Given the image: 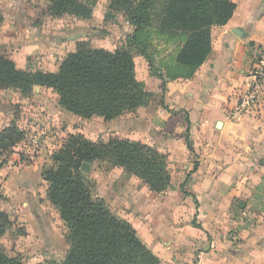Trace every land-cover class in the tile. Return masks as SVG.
I'll return each instance as SVG.
<instances>
[{
  "label": "crops",
  "instance_id": "1",
  "mask_svg": "<svg viewBox=\"0 0 264 264\" xmlns=\"http://www.w3.org/2000/svg\"><path fill=\"white\" fill-rule=\"evenodd\" d=\"M231 1L236 7L230 19L211 28L212 50L205 62L192 77L166 83L163 99L168 110L161 106L159 82L151 76L142 80L154 93L153 101L109 121L84 119L64 110L51 88L35 86L30 96L36 102L31 106L36 118L58 120L64 135L80 132L96 140L101 133H114L167 155L169 168L175 170L170 172V186L160 193L150 191L120 167L104 163L107 167L100 171L94 162L89 167L97 176V196L131 223L160 264H264V213L255 215L247 209L239 213L234 204L236 198L247 199L264 176V90L258 107L234 116L238 95L250 79L253 56L257 49H264V0ZM35 10L29 0H0V37L10 40L20 28L29 30L30 25L38 39L46 37L49 26L34 24ZM39 10L40 17L44 8ZM42 19L55 21L47 16ZM28 42L22 39L18 44ZM22 49L20 54L25 55L24 45ZM16 51L8 52V58L18 68H28L24 57V63L18 65ZM64 55L53 65L46 62L49 52H44L42 66L39 62L37 68L55 71ZM4 110L0 108V130L12 120L21 130L26 127L25 120L20 121L22 111ZM187 127L193 152L185 139ZM88 130L96 137L88 136ZM43 151L35 150L27 161L19 154L11 161L15 151L0 167V211L32 209L33 215L42 218L50 206L59 218L46 198ZM185 178L197 210L192 196L179 189ZM243 218L252 220L249 226H244ZM194 219L199 227L192 224Z\"/></svg>",
  "mask_w": 264,
  "mask_h": 264
},
{
  "label": "trees",
  "instance_id": "2",
  "mask_svg": "<svg viewBox=\"0 0 264 264\" xmlns=\"http://www.w3.org/2000/svg\"><path fill=\"white\" fill-rule=\"evenodd\" d=\"M109 7L122 13L132 28L115 49L76 41L55 71L21 69L12 59L0 56V90L13 89L28 98L35 86L51 88L64 110L84 119L101 117L109 121L147 106L154 99V93L136 77L134 54L138 53L146 61L149 75L159 82L156 85L160 104L168 110L163 99L166 83L194 75L211 53V27L226 24L236 5L231 0H109ZM42 16L88 20L92 10L82 0H46ZM154 38L173 45L160 66L154 64L153 54L158 52ZM186 121L189 123L187 117ZM65 136L60 147L51 153V164L43 168L42 176L46 198L66 228L69 247L59 262L33 264H160L131 223L93 194L88 173L80 167L84 162L90 165L95 161L120 167L150 191L160 193L167 190L171 181L166 154L114 133H101L96 140L80 132ZM23 138L24 131L15 121L3 126L0 167ZM185 139L193 152L189 127ZM18 154L24 159L23 153ZM187 179L179 182V189L192 196L197 210L195 196L185 187ZM234 204L239 213L245 209L255 215L264 213V176L252 187L247 199L236 198ZM243 219L244 226H249L252 220ZM192 224L200 226L195 219ZM9 225L8 214L0 211V237ZM0 264L25 263L0 251Z\"/></svg>",
  "mask_w": 264,
  "mask_h": 264
},
{
  "label": "rangeland",
  "instance_id": "3",
  "mask_svg": "<svg viewBox=\"0 0 264 264\" xmlns=\"http://www.w3.org/2000/svg\"><path fill=\"white\" fill-rule=\"evenodd\" d=\"M82 1L91 6L92 16L90 19L81 20L72 16H64L59 19H54L55 21L50 20L51 22L49 23L48 20L42 19V15L39 17V9L45 8L46 0H33V2L29 0L30 4L36 8L32 20L34 24L49 26L45 31L47 36L43 37L42 40L38 39L35 32L31 29V27H33L32 25L28 28L29 30L20 28L17 31V36H15L17 39L14 37L10 40H6L4 37H0V56L8 57V52L17 50L16 53L18 57H15L18 65L24 63V57L28 68L38 69L37 64L39 66V62L42 66L41 58L44 56V52H49L46 62H51L54 65V63L58 62V57L60 55L66 54L75 46L76 41H85L92 47L102 46L107 49H115L124 41L125 35L132 29L131 26L128 25L125 17L122 13L110 9L109 0ZM44 21L47 22V24H44ZM22 39H27L29 41L27 45L24 43L21 45L18 44ZM14 44L18 46L16 47ZM153 44L158 50V52L153 54L154 64L160 66V61H162L163 58H167L168 54L171 53L173 45L164 43V41L161 39L158 40L157 38H154ZM23 45L26 52L25 55L22 53L20 54V51L23 50ZM134 62L136 77L145 85L142 79L147 80L148 77H150L148 65L144 58L138 53L134 54ZM49 67H52V65L47 64V68ZM0 93V108L3 111H6L4 108L11 113L15 110L18 112L22 111L23 114L21 115L22 118L20 121L24 119L26 125L31 120H34L33 118H36L31 108L36 102L32 101L30 97L24 98L25 101L23 102L16 90L5 89V91L0 90ZM6 100L9 101L8 107ZM49 112L53 114L52 110ZM42 121L49 125L50 130L41 137L38 147L34 150L38 151L40 148H44V151L41 153V165L44 168L51 164L49 160L51 153L60 147L66 136L60 133L59 129L62 123L57 122L58 120H53L50 116L49 120L43 119ZM30 130L31 129L28 128L27 134H30ZM85 133L88 136H93L94 134L91 130ZM93 137H96V135ZM34 150H31L30 153ZM13 151H17L15 152L17 155L14 156L15 158H11V161L17 159L18 153H23V158L26 159L21 144L19 146L16 145ZM27 160L28 159H26V161ZM94 163H96L100 171L107 167L104 163L98 161ZM168 169L169 172L175 170L174 168H169V166ZM87 173V177L92 185V192L97 196L95 190L97 176L91 173V168H89ZM46 207V214L42 218L33 215L32 209L24 210L23 208V210H21V208L18 207L10 208L9 213H7L10 219V225L0 237V251L8 256L17 257L25 264L61 261L69 247V242L65 237L66 228L63 222L59 220L60 218H57L53 208L50 206ZM17 210L19 213L15 212ZM111 210L113 209L111 208ZM113 211L118 214L115 210ZM235 239L237 240V238Z\"/></svg>",
  "mask_w": 264,
  "mask_h": 264
},
{
  "label": "built area",
  "instance_id": "4",
  "mask_svg": "<svg viewBox=\"0 0 264 264\" xmlns=\"http://www.w3.org/2000/svg\"><path fill=\"white\" fill-rule=\"evenodd\" d=\"M264 90V49H257L252 60V68L250 71V79L244 88L240 91L237 99V106L234 116H238L258 107L263 102ZM28 122L24 131V138L21 141L22 150L25 154H33L34 149L38 147L41 137L50 129L49 125L44 123L42 118H33ZM30 134H27V130ZM31 150H34L30 153ZM22 151V152H23ZM2 156H0V161Z\"/></svg>",
  "mask_w": 264,
  "mask_h": 264
},
{
  "label": "water",
  "instance_id": "5",
  "mask_svg": "<svg viewBox=\"0 0 264 264\" xmlns=\"http://www.w3.org/2000/svg\"><path fill=\"white\" fill-rule=\"evenodd\" d=\"M89 167L90 165L88 163H82L81 167H80V170L83 171V172H88L89 171Z\"/></svg>",
  "mask_w": 264,
  "mask_h": 264
}]
</instances>
